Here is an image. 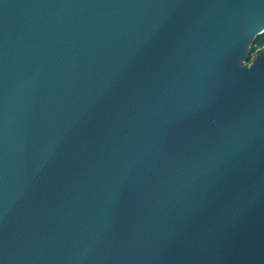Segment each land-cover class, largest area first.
I'll use <instances>...</instances> for the list:
<instances>
[{
  "label": "water",
  "instance_id": "95a60500",
  "mask_svg": "<svg viewBox=\"0 0 264 264\" xmlns=\"http://www.w3.org/2000/svg\"><path fill=\"white\" fill-rule=\"evenodd\" d=\"M264 0H0V264H264Z\"/></svg>",
  "mask_w": 264,
  "mask_h": 264
},
{
  "label": "trees",
  "instance_id": "16d2710c",
  "mask_svg": "<svg viewBox=\"0 0 264 264\" xmlns=\"http://www.w3.org/2000/svg\"><path fill=\"white\" fill-rule=\"evenodd\" d=\"M263 44H264V34H262L261 36H259V37L256 39V42H255V44H254V46H253V48H252V51H251V53H250V55H249V57H248L247 60H250L251 55L253 54L254 50H255L257 47H259V46H261V45H263Z\"/></svg>",
  "mask_w": 264,
  "mask_h": 264
}]
</instances>
